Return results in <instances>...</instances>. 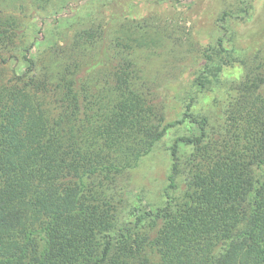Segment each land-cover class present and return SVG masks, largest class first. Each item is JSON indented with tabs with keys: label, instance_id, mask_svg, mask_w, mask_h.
Here are the masks:
<instances>
[{
	"label": "trees",
	"instance_id": "trees-1",
	"mask_svg": "<svg viewBox=\"0 0 264 264\" xmlns=\"http://www.w3.org/2000/svg\"><path fill=\"white\" fill-rule=\"evenodd\" d=\"M5 1L0 264H264V68L249 67L226 92L223 130L191 103L180 119L163 123L154 102L132 88L136 71L126 56L110 54L107 72L92 68L96 58L80 66L75 36L46 51L48 64L31 54L34 43L6 58L20 25ZM30 1L45 9L52 0ZM218 45L222 53L207 55L204 69L213 76L231 63L221 39ZM186 121L199 132L170 146L163 204L123 216L120 178Z\"/></svg>",
	"mask_w": 264,
	"mask_h": 264
},
{
	"label": "rangeland",
	"instance_id": "rangeland-1",
	"mask_svg": "<svg viewBox=\"0 0 264 264\" xmlns=\"http://www.w3.org/2000/svg\"><path fill=\"white\" fill-rule=\"evenodd\" d=\"M5 2L20 25L16 48L6 52V58L23 56L34 43L31 54L39 57L40 64H48L46 51L54 52L57 43L65 44L75 36L80 66L96 58L92 68L107 72L103 62H110V54L126 56L136 71L132 88L154 102L163 123L180 119L191 103L194 113L223 130L219 115L228 116L226 92H233L246 78L249 67L263 72L264 0H52L45 9H37L30 0ZM220 39L231 63L216 66L214 76L206 74L207 55L222 53ZM11 60L4 72L9 73L15 62ZM198 79L207 82L204 88ZM260 89L264 94V84ZM198 132L189 121L169 128L138 165L120 178L125 190L123 216L134 207L163 204L170 146L178 136Z\"/></svg>",
	"mask_w": 264,
	"mask_h": 264
}]
</instances>
